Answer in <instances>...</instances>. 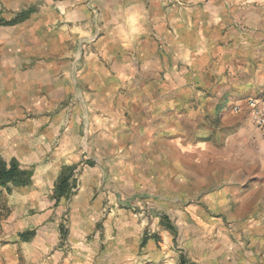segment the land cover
<instances>
[{
  "label": "crops",
  "instance_id": "crops-1",
  "mask_svg": "<svg viewBox=\"0 0 264 264\" xmlns=\"http://www.w3.org/2000/svg\"><path fill=\"white\" fill-rule=\"evenodd\" d=\"M252 99H264V1L0 0V156L34 170L14 193L40 222L62 168L74 167L56 207L103 244L75 264H264L263 245L230 249L221 219L195 241L187 230L185 251L160 220L190 210L186 191L212 177L223 149L251 152L264 138ZM239 212L232 224L263 244L264 218Z\"/></svg>",
  "mask_w": 264,
  "mask_h": 264
},
{
  "label": "rangeland",
  "instance_id": "rangeland-1",
  "mask_svg": "<svg viewBox=\"0 0 264 264\" xmlns=\"http://www.w3.org/2000/svg\"><path fill=\"white\" fill-rule=\"evenodd\" d=\"M211 167L212 177H209L208 172L200 174L193 181L197 188L186 191L191 206L189 211L184 207L179 208V211L174 208L173 213H163L160 216L161 222L166 219L174 228V231H169L175 235L173 243L176 250L185 251L180 244V237L184 235L187 239V230L190 233L189 240L195 241L197 234H202L203 230L207 232L208 221L215 218L221 219L226 229L232 233L230 240L233 245L230 249L237 246L240 248L237 251L245 253L246 250L256 249L261 245L264 248V243L257 244L247 237L251 234L245 232L247 228L235 227L229 219L230 215L240 214L239 209L242 213L244 210H251L256 214V219L264 218V138L254 139L251 152L237 149L234 155L231 148L223 149L220 162L215 161ZM233 190L238 191V194L233 195ZM49 196L52 197L51 194ZM25 198L24 194H15L14 191L8 194L5 190H0V236H8V264H64L66 261L68 264H75L80 261L79 258L85 260L86 254L93 256L94 252L103 247L99 241H94L92 234L87 235L86 239L76 234L77 228L67 204L62 203L58 208L53 204L50 208H54V212L50 218L40 222L42 211L36 206L30 208L24 205ZM239 200L241 203H238ZM205 214L208 217L203 216ZM27 229H34L36 234L29 242H24L18 234ZM235 231L237 233L234 235ZM207 234L199 238L210 239ZM4 241H1L2 245ZM178 245L181 247L178 248ZM186 249L188 257L200 256L197 253L201 247L196 245L190 249L186 246ZM189 261V264H197L191 262V259Z\"/></svg>",
  "mask_w": 264,
  "mask_h": 264
},
{
  "label": "trees",
  "instance_id": "trees-1",
  "mask_svg": "<svg viewBox=\"0 0 264 264\" xmlns=\"http://www.w3.org/2000/svg\"><path fill=\"white\" fill-rule=\"evenodd\" d=\"M73 166H64L59 174L53 189L52 199L54 206L59 205L62 199H69L72 195L74 181H71L73 175ZM34 170L21 165V163L13 158L9 161L4 160L0 156V188L8 194H12L17 188L30 186L33 182ZM166 229L174 231L166 219L162 221ZM34 229H27L18 234L24 242H29L35 237Z\"/></svg>",
  "mask_w": 264,
  "mask_h": 264
},
{
  "label": "built area",
  "instance_id": "built-area-1",
  "mask_svg": "<svg viewBox=\"0 0 264 264\" xmlns=\"http://www.w3.org/2000/svg\"><path fill=\"white\" fill-rule=\"evenodd\" d=\"M249 105L251 108V117L253 124L256 125L264 134V99L263 100H250ZM238 110V106L234 107Z\"/></svg>",
  "mask_w": 264,
  "mask_h": 264
}]
</instances>
